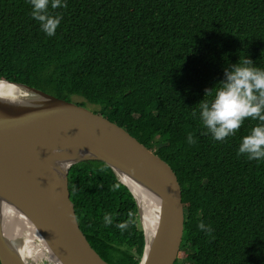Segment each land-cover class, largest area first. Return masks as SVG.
Returning <instances> with one entry per match:
<instances>
[{
    "label": "trees",
    "instance_id": "obj_1",
    "mask_svg": "<svg viewBox=\"0 0 264 264\" xmlns=\"http://www.w3.org/2000/svg\"><path fill=\"white\" fill-rule=\"evenodd\" d=\"M62 2L67 8L49 6L63 17L49 37L29 0H0V79L96 105L94 112L171 167L185 210L175 264H264V160L238 154L242 138L261 122L248 118L218 142L199 107L240 59L264 69V0ZM68 189L97 254L109 264H139L144 235L137 205L110 167L72 165ZM128 220L126 230L116 227ZM201 220L211 235L198 228Z\"/></svg>",
    "mask_w": 264,
    "mask_h": 264
},
{
    "label": "water",
    "instance_id": "obj_2",
    "mask_svg": "<svg viewBox=\"0 0 264 264\" xmlns=\"http://www.w3.org/2000/svg\"><path fill=\"white\" fill-rule=\"evenodd\" d=\"M24 96H0V264H27L7 236L3 207L20 212L38 230L53 264H109L81 231L70 200L69 168L101 161L138 176L158 198V222L139 264H175L185 230L181 187L171 167L124 128L76 102L23 83Z\"/></svg>",
    "mask_w": 264,
    "mask_h": 264
},
{
    "label": "clouds",
    "instance_id": "obj_3",
    "mask_svg": "<svg viewBox=\"0 0 264 264\" xmlns=\"http://www.w3.org/2000/svg\"><path fill=\"white\" fill-rule=\"evenodd\" d=\"M29 2L32 6L31 15L39 23L41 30L49 37L54 36L63 17L60 13L53 15L49 6L55 10L67 8V4L62 0ZM220 85L211 101L203 99L199 102L203 125L215 141L223 142L227 137L235 135L244 120H259L261 123L242 138L238 154L246 155L249 160H264V69L254 66L253 61L248 58L240 59L230 71L225 69V79ZM207 95L209 90H206L205 96ZM187 140L189 143L194 142L191 134ZM104 223H113L110 214L104 215ZM130 224L131 220H128L117 223L116 227L126 230ZM198 228L206 235H211L213 231L211 225L205 224L203 220Z\"/></svg>",
    "mask_w": 264,
    "mask_h": 264
},
{
    "label": "bare ground",
    "instance_id": "obj_4",
    "mask_svg": "<svg viewBox=\"0 0 264 264\" xmlns=\"http://www.w3.org/2000/svg\"><path fill=\"white\" fill-rule=\"evenodd\" d=\"M18 86L0 81V96L15 98L24 96ZM118 177L132 190L138 205L141 221L149 241L158 222V198L146 181L138 176L117 170ZM7 236L14 243L27 264H53L50 251L35 226L12 207H3L2 214ZM23 241L21 242V238ZM19 241V242H18ZM20 243L22 245H18ZM41 257V263L39 258ZM37 260V261H36Z\"/></svg>",
    "mask_w": 264,
    "mask_h": 264
},
{
    "label": "rangeland",
    "instance_id": "obj_5",
    "mask_svg": "<svg viewBox=\"0 0 264 264\" xmlns=\"http://www.w3.org/2000/svg\"><path fill=\"white\" fill-rule=\"evenodd\" d=\"M71 101H73V102H76V103H80V102H82L83 100L81 99V98H79V97H72V99H71ZM84 106L85 107H87L88 109H90V110H92V111H95L96 110V105H93V104H89V103H87V102H85L84 103ZM137 218H138V223H139V225H140V227L143 229L144 227H143V224H142V221H141V216H140V213L139 212H137ZM5 232H6V229H5ZM7 234V233H6ZM23 241V237L21 238V242ZM19 242V241H18ZM19 246L20 245H22V244H20V243H17ZM40 260V259H39ZM38 260V261H39ZM37 261V260H36ZM41 263V262H40Z\"/></svg>",
    "mask_w": 264,
    "mask_h": 264
},
{
    "label": "built area",
    "instance_id": "obj_6",
    "mask_svg": "<svg viewBox=\"0 0 264 264\" xmlns=\"http://www.w3.org/2000/svg\"><path fill=\"white\" fill-rule=\"evenodd\" d=\"M39 259H40L39 261L41 262V257Z\"/></svg>",
    "mask_w": 264,
    "mask_h": 264
}]
</instances>
